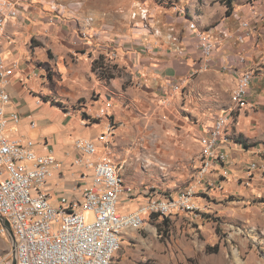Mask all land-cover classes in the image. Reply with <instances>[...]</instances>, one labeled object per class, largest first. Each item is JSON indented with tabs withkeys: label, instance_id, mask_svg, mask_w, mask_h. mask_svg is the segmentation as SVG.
<instances>
[{
	"label": "rangeland",
	"instance_id": "obj_1",
	"mask_svg": "<svg viewBox=\"0 0 264 264\" xmlns=\"http://www.w3.org/2000/svg\"><path fill=\"white\" fill-rule=\"evenodd\" d=\"M54 1L62 9L83 12L95 45L107 56L116 54L120 61L125 58L126 47L140 50L141 54L133 57L134 73L127 67L103 68L99 72L113 78V89H122L129 96L115 104V111L110 108L117 130L107 146L125 181L136 191L148 187L173 195L193 184L201 156L196 141L200 134L195 129L199 124H211L220 114L231 110L236 82L229 72L211 69L165 100L137 85L138 81L145 85L151 75L144 62L153 54L141 50L152 48L160 59L166 51L185 49L191 18L200 29L211 31L218 42L222 41L221 46H232V54L244 58L256 77L264 79V21L254 15L256 11L264 15V0ZM42 6L51 9L49 4ZM243 20L250 21L255 31L247 44L238 39ZM175 82L171 80V85ZM150 86L153 89L157 84ZM259 87L257 79L252 85L253 96L257 91L261 94ZM259 113L248 110L238 127L248 131L250 117ZM95 120H102L97 113ZM39 134L38 124V128L29 131V138L37 141ZM101 136L96 142L104 154L107 149ZM255 141L264 143V132ZM77 153L69 148L65 156L73 159ZM242 157H230L223 169L217 168L215 174L225 176L223 189L216 184L207 196L199 198L198 214H180L168 218V222L144 216L140 229L123 232L112 264H264V180L257 173L255 176L262 181L246 184L242 164L251 161L253 155L243 153ZM139 203V199L122 201L120 212H131ZM3 229L0 222V261H11L13 241Z\"/></svg>",
	"mask_w": 264,
	"mask_h": 264
},
{
	"label": "built area",
	"instance_id": "obj_2",
	"mask_svg": "<svg viewBox=\"0 0 264 264\" xmlns=\"http://www.w3.org/2000/svg\"><path fill=\"white\" fill-rule=\"evenodd\" d=\"M33 1L0 0V216L8 221L15 242L13 259L1 260L0 264H14V261L15 264H112L120 249L122 233L140 229L144 216L158 215L161 219H170L180 214H198L201 210L199 198L207 196L216 184H221L220 189H223L225 176H217L215 172L228 164L232 144L239 145L240 153L253 155L251 161L242 164L246 184L253 182L256 172L264 180V143H254L246 148L235 141L230 131L236 112L250 105L249 97L256 80L254 70L248 68L245 59L240 57L241 69L229 65L220 68L237 76L232 93L233 106L229 112L216 117L200 135V167L193 184L176 195L148 187L136 191L128 184L107 149L117 130V122L108 105L98 113L100 119H106L105 133L101 136L106 152L102 154L98 143L92 139L80 138L74 143L78 153L71 164L80 171L72 172V175L78 180L75 190L81 188L82 195H62L53 201L46 186L55 174H63V162L46 143L44 148L47 151L41 154L33 140L8 135L12 126L19 125L21 118L16 113L7 114L11 102L9 87L17 64L4 58L3 38L7 26L20 20L22 11ZM39 2L57 10L54 0ZM254 15L264 21L262 13L256 11ZM241 30L238 39L247 44L255 33L250 21L243 20ZM187 31V42L193 41L198 52L195 65L190 73L171 85L163 97L165 100L171 93L182 92L199 74L210 71L219 53V43L212 32L200 29L196 20L188 19ZM142 52L156 54L147 47ZM173 54L183 58L188 54L187 48ZM109 57L111 60L118 58L116 54ZM138 199H143V203L135 211H118L122 201Z\"/></svg>",
	"mask_w": 264,
	"mask_h": 264
},
{
	"label": "crops",
	"instance_id": "obj_3",
	"mask_svg": "<svg viewBox=\"0 0 264 264\" xmlns=\"http://www.w3.org/2000/svg\"><path fill=\"white\" fill-rule=\"evenodd\" d=\"M57 5L56 11L47 10L39 0H34L28 9L22 11L20 20L7 26L3 38L4 58L10 63L17 64L9 87L11 102L7 106V114L16 113L21 118L19 125L12 126L8 135L28 140L29 131L38 128L39 124L38 140H33L37 143L38 152L46 153L47 149L44 148L46 143L58 160L63 161V174H55L46 186V191L52 196L53 201H57L62 195H82L81 188L75 190L78 180L72 175V172L80 171L71 164L77 155L74 154V158L69 159L65 156L66 150L69 148L73 150V143L77 138L97 141L99 136L105 133L106 120H95V114L106 105H110L111 110L115 111V104L129 99L128 94L122 89L112 88L114 85L112 77L106 74L102 76L99 72L103 68L112 70L114 67L121 69L127 67L129 72H133V57L141 54L138 48L126 47L125 58L120 61L111 60L106 52H102L95 45L94 34L83 20V12L62 9L60 8L62 5ZM218 43L219 53L212 69L221 71L220 68L225 63L233 68H242L238 62L240 55L232 54L234 52L232 46L229 44L221 46L222 41ZM185 48L188 54L183 58L175 56L173 54L175 51L164 52L161 56L164 58L160 59L157 58L158 54L150 55V59L145 61L144 65L151 75L146 78L145 85L141 86L139 81L137 82L140 89L145 90L144 92H156L160 98L166 96L171 87V80L180 81L195 65L192 58L197 57L198 52L194 42H186ZM231 75L236 82L237 76ZM257 79L260 82L258 90H261V94L257 91L256 96H253L251 90L250 105L236 112L230 127L234 138L242 136L252 144L264 132V79L256 77ZM148 82L157 86L152 89ZM248 110L253 114L255 111L260 113L250 117L247 131L238 127V124L240 125L243 118H246ZM206 126H208L206 123L199 124L195 129L196 133L204 134ZM89 127L92 128L91 132ZM196 141L199 144V138H196ZM229 151L232 159L242 157L239 145L232 144ZM233 166L237 167L236 164ZM238 170H241V165ZM258 177L260 178L259 174ZM253 180L255 182L258 178L255 176ZM139 201L133 211L143 203V199Z\"/></svg>",
	"mask_w": 264,
	"mask_h": 264
},
{
	"label": "trees",
	"instance_id": "obj_4",
	"mask_svg": "<svg viewBox=\"0 0 264 264\" xmlns=\"http://www.w3.org/2000/svg\"><path fill=\"white\" fill-rule=\"evenodd\" d=\"M234 139L237 143L243 144L246 148L251 147L253 145L251 142H249L247 139L243 138L242 136H239L238 138H234ZM152 216H154L157 219L160 218L158 215H152ZM164 219L165 222L169 221L167 220L168 218H164Z\"/></svg>",
	"mask_w": 264,
	"mask_h": 264
},
{
	"label": "water",
	"instance_id": "obj_5",
	"mask_svg": "<svg viewBox=\"0 0 264 264\" xmlns=\"http://www.w3.org/2000/svg\"><path fill=\"white\" fill-rule=\"evenodd\" d=\"M0 222H1V225L3 226V228H5V229L9 232V234H10V236H11V238H12V241H13V250H14L15 242H14L13 231H12V229H11V227H10L8 221L5 220V219H4L3 217H1V216H0ZM14 264H15V261H14Z\"/></svg>",
	"mask_w": 264,
	"mask_h": 264
}]
</instances>
